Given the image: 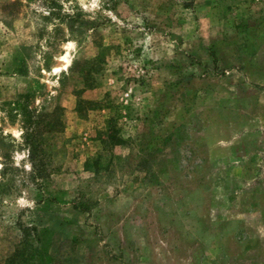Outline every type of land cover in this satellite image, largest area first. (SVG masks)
<instances>
[{
	"label": "rangeland",
	"instance_id": "374dc122",
	"mask_svg": "<svg viewBox=\"0 0 264 264\" xmlns=\"http://www.w3.org/2000/svg\"><path fill=\"white\" fill-rule=\"evenodd\" d=\"M15 252L264 264V0H0V264Z\"/></svg>",
	"mask_w": 264,
	"mask_h": 264
},
{
	"label": "trees",
	"instance_id": "16d2710c",
	"mask_svg": "<svg viewBox=\"0 0 264 264\" xmlns=\"http://www.w3.org/2000/svg\"><path fill=\"white\" fill-rule=\"evenodd\" d=\"M29 96H22V99H27ZM83 104V103H82ZM85 104V103H84ZM16 105V104H14ZM17 106H19L21 112H22V116L24 117L22 124H23V130L25 132L24 135V139L26 140V144L28 145V147L31 149V158L34 157V148H36L34 141H35V135L38 132L39 129V124L40 121L39 120H34L32 117V114L30 111H27L26 106H20L19 104H17ZM81 105V102H79V108ZM81 111V110H78ZM33 148V149H32ZM18 252H15V254H13V256L8 260L9 264H13L15 258L17 257Z\"/></svg>",
	"mask_w": 264,
	"mask_h": 264
}]
</instances>
